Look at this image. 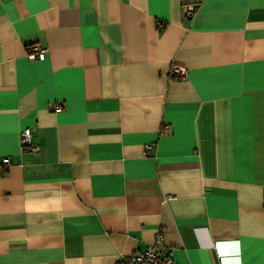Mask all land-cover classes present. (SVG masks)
Segmentation results:
<instances>
[{"label":"crops","instance_id":"0c3cea01","mask_svg":"<svg viewBox=\"0 0 264 264\" xmlns=\"http://www.w3.org/2000/svg\"><path fill=\"white\" fill-rule=\"evenodd\" d=\"M158 231L177 264H264V0H0V264Z\"/></svg>","mask_w":264,"mask_h":264},{"label":"built area","instance_id":"2783aa9c","mask_svg":"<svg viewBox=\"0 0 264 264\" xmlns=\"http://www.w3.org/2000/svg\"><path fill=\"white\" fill-rule=\"evenodd\" d=\"M182 12L185 16L192 18L197 12V7L193 5H184ZM46 48H42L38 45H32L29 48L28 58L31 60L42 61L46 56ZM169 77L172 80L183 81L186 79V69L181 66H172L169 72ZM53 109L55 112H60L62 106L54 104ZM20 146L21 151H34L37 148L32 145L31 132L29 129H24L20 132ZM152 149L151 145L145 146V150ZM3 166H8L10 160L8 157H4L1 161ZM171 199L170 196L165 197V201ZM118 264H177L171 254V250L167 248L164 243L163 232L158 231L152 243L144 251L135 250L132 251L127 257H125Z\"/></svg>","mask_w":264,"mask_h":264}]
</instances>
